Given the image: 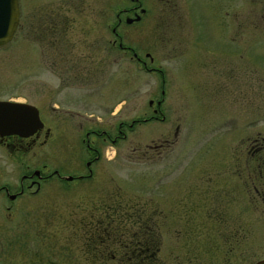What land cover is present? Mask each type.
<instances>
[{
	"label": "rangeland",
	"instance_id": "1",
	"mask_svg": "<svg viewBox=\"0 0 264 264\" xmlns=\"http://www.w3.org/2000/svg\"><path fill=\"white\" fill-rule=\"evenodd\" d=\"M18 1L21 26L33 30L58 12L62 48L90 75L62 79L68 66L52 74L34 31L0 50V97L35 106L53 133L23 161L58 174L35 198L0 206L3 264L50 254L53 264L264 260V0H173V10L139 0L145 15L119 26L128 0ZM113 28L145 68L111 48ZM161 98L152 119L148 102ZM120 124L122 138L98 145L88 176L84 133L114 138ZM20 172L10 165L12 184ZM146 244L147 254L135 251Z\"/></svg>",
	"mask_w": 264,
	"mask_h": 264
},
{
	"label": "flooded vegetation",
	"instance_id": "2",
	"mask_svg": "<svg viewBox=\"0 0 264 264\" xmlns=\"http://www.w3.org/2000/svg\"><path fill=\"white\" fill-rule=\"evenodd\" d=\"M195 4L196 2H201V1H212V0H192ZM128 2L132 5L130 8H125L122 10L118 11V14H116V26H119L122 21L126 25H133L138 23L141 18L145 15L147 10L141 8V5L139 4V0H128ZM163 5H166L167 7H171L172 10L173 8V0H159ZM18 8H19V21L17 28L15 30V33L9 43H7L4 46L0 47V50L3 49L5 46L8 44L12 43L15 35L18 31H26L27 34L31 32L34 33V40L36 41L38 45V51L37 54L40 57L45 56V50L51 51L49 53V58L47 59L46 62L49 64L50 72L52 74L56 73L57 70L59 71L58 67H61V70L64 68L63 66H68L70 68L65 69V71H68L69 73L72 72L73 74L69 76H64L63 74L60 73V77L62 75V79H67V80H73V82H78V81H89V75L90 71L88 72H83L78 69L79 65L73 60L70 54H68L67 49L62 48L63 44V37L64 35L67 34V28L65 27H57L56 26V21L57 19V14L58 12L55 11L53 14L50 13L49 21L41 24V26L36 27L35 30L32 28H26L24 26H21L20 24V19H21V9H20V4L18 1ZM63 12V11H61ZM60 12V13H61ZM136 17L139 18L138 21H132L131 23L127 24L126 20H134ZM113 35L117 38V41H113L111 43L112 49H115L116 45V50L118 52H130L132 55V61L134 60L137 64H140L142 67L145 66V62L137 58L136 54L132 51L130 48H124L122 44L120 43V37L116 34L115 29H112ZM65 42V41H64ZM44 46V47H43ZM60 48V49H59ZM67 48V47H66ZM70 48V47H69ZM145 59H148L150 63L153 62L149 54L145 55ZM103 63L100 58L97 60V62H93L94 65L100 66V64ZM145 68V67H144ZM147 72H154L153 69L147 70ZM64 71V70H62ZM95 72L94 70H92ZM159 72L160 77H163L162 72L157 70ZM57 75V74H55ZM86 75V76H84ZM88 79V80H86ZM163 82V80H161ZM161 96L163 95V92L160 93ZM0 102H12V103H22L19 101H16V99H5V96L0 97ZM163 102V98L161 100H158L156 102L149 101L148 106L151 109L152 112V119L156 118V115H159L160 112V106L161 103ZM27 104V103H24ZM30 105V104H29ZM33 106V105H32ZM35 107V106H34ZM36 108V107H35ZM37 109V108H36ZM59 108L57 107H52L51 106V111L56 112ZM38 115H39V110ZM66 113L70 115H78L79 112L75 110H66ZM40 119V116H39ZM149 119L142 120L148 122ZM40 121L43 124V128L33 134L32 136L25 138V137H20L17 135H3L0 136V178L5 179V183L2 184L3 180L1 181L0 184V206L5 211H10L15 203L17 201L25 200V199H31L35 198L38 196L41 191H42V184L48 181V179H51L52 177H57L58 174L55 169L49 170L48 166L43 164L39 165L38 163L34 162V164L28 163L23 161V158L26 155H31V160L36 159L38 151L40 150V147L45 144L48 140L53 139V133L49 128H45V124L43 121L40 119ZM136 122L132 121L130 125H125L128 128H131ZM122 124L117 125L115 129V136L114 138H110L109 134L105 129H91L90 131H87L84 133V140L82 142L85 143V149L88 155H90L89 161L85 163V167L88 171V176L91 174L90 165L92 162H99L100 161V150L98 145L101 143H106L107 141L110 144H115L118 138H122L120 134L122 133L121 131ZM249 154V153H248ZM249 157V156H248ZM13 166H18L22 172H20L18 181L16 184H12L11 181L9 180L10 177V165ZM39 167V169H36ZM50 171L49 173L46 174V172ZM82 178V177H81ZM139 246V247H138ZM135 251L138 254H147L149 251V248L146 246L145 250H141L140 245H137L135 248ZM222 257L225 261V264H229V256L228 254H222ZM261 261V260H260ZM259 261L255 262L254 264L258 263ZM0 264H3V257L0 254ZM37 264H53L52 263V256L51 254L49 256H40L37 259Z\"/></svg>",
	"mask_w": 264,
	"mask_h": 264
},
{
	"label": "water",
	"instance_id": "3",
	"mask_svg": "<svg viewBox=\"0 0 264 264\" xmlns=\"http://www.w3.org/2000/svg\"><path fill=\"white\" fill-rule=\"evenodd\" d=\"M127 19L126 23L138 21ZM19 21L18 0H0V47L9 43ZM43 124L38 111L28 104L0 102V136L17 135L28 138L40 131ZM71 181L72 178H66ZM256 264H264V260Z\"/></svg>",
	"mask_w": 264,
	"mask_h": 264
},
{
	"label": "trees",
	"instance_id": "4",
	"mask_svg": "<svg viewBox=\"0 0 264 264\" xmlns=\"http://www.w3.org/2000/svg\"><path fill=\"white\" fill-rule=\"evenodd\" d=\"M146 246H147V244H146V245H143V246L141 245V246H140L141 250H145V249H146ZM138 247H139V246H138ZM147 247H148V246H147ZM129 255H133V254H129Z\"/></svg>",
	"mask_w": 264,
	"mask_h": 264
}]
</instances>
